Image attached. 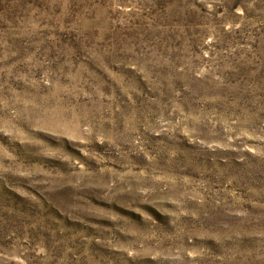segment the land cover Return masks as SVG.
Here are the masks:
<instances>
[{
  "label": "rangeland",
  "instance_id": "1",
  "mask_svg": "<svg viewBox=\"0 0 264 264\" xmlns=\"http://www.w3.org/2000/svg\"><path fill=\"white\" fill-rule=\"evenodd\" d=\"M0 264H264V0H0Z\"/></svg>",
  "mask_w": 264,
  "mask_h": 264
}]
</instances>
